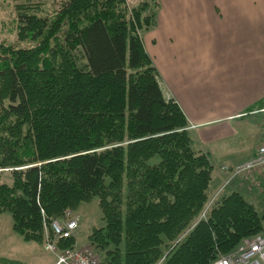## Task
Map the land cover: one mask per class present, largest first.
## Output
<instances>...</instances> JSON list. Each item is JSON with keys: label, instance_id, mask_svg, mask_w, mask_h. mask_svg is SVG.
<instances>
[{"label": "trees", "instance_id": "16d2710c", "mask_svg": "<svg viewBox=\"0 0 264 264\" xmlns=\"http://www.w3.org/2000/svg\"><path fill=\"white\" fill-rule=\"evenodd\" d=\"M148 2L132 14L123 0L17 12V42L0 43V212L43 242L45 220L99 194L105 224L87 241L103 264H212L264 230V215L230 191L200 216L215 164L163 96L137 32Z\"/></svg>", "mask_w": 264, "mask_h": 264}, {"label": "crops", "instance_id": "0c3cea01", "mask_svg": "<svg viewBox=\"0 0 264 264\" xmlns=\"http://www.w3.org/2000/svg\"><path fill=\"white\" fill-rule=\"evenodd\" d=\"M161 1L144 48L160 74L162 93L178 103L190 124H221L226 133L237 132L238 140L223 145V155L212 154L226 178L219 166L250 159L262 140L264 0Z\"/></svg>", "mask_w": 264, "mask_h": 264}, {"label": "rangeland", "instance_id": "374dc122", "mask_svg": "<svg viewBox=\"0 0 264 264\" xmlns=\"http://www.w3.org/2000/svg\"><path fill=\"white\" fill-rule=\"evenodd\" d=\"M60 1L62 0H0V43L17 42L16 38L19 33V25L17 23L18 11L25 10L30 13V11L34 10L40 15H45L58 8ZM145 1L146 0H123L125 10H127L128 14H132L133 9L136 7L138 8V6L142 5V3H145ZM147 1H150L148 2L149 5L145 10L140 12L141 16L143 17L146 15H152L154 20L152 19V21L149 22L147 26L145 25V22H143L141 28L137 27V32L141 36L142 42L144 39L150 36L149 34L151 32V28L156 25V13L159 6H162L161 3L163 2L161 0ZM148 55L155 67L151 55L149 53ZM158 81L161 87L162 80L159 73ZM163 96L166 100L175 101L173 98H169L164 94ZM186 128L188 129L187 131L191 138L192 147L195 150L207 152L210 155L211 161L215 164L213 177L214 180H216L217 185L213 187L206 206L203 208L200 216L205 215V213L208 211L209 207L211 206L208 204L212 199V203H214L217 198H219L221 195H224L225 193H228L229 190L242 191V193H244V195L247 197L248 201L254 203L258 211L264 215V167L244 173L226 185H224L226 178H223V176L216 170L218 163H215L212 154L214 155V153H216L217 155H223L225 153L223 145L225 144L229 148V145L232 142L238 140L237 135H235L237 132L234 135L226 133V129L223 128L221 124H213L196 128L194 124H190L188 122ZM247 141H249V139H247L246 142ZM242 162L240 161L234 165L240 164ZM219 163L222 164L224 162L220 161ZM226 164L227 163L225 162L223 165ZM9 170L10 169H0V171H2L0 173V180L8 181L6 178ZM218 191L219 194L214 199L213 197ZM67 211H70L72 215L78 216L80 219L78 229L73 237V247L77 249H88L101 260V257L98 254L99 251L97 252V249L87 241V237L91 229L104 226L105 224L99 194H95L86 200L82 199L78 201L75 207L64 208L61 216ZM54 262V254L49 253L44 249L42 241L25 239L13 229V220L10 213L7 211L0 212V264H54Z\"/></svg>", "mask_w": 264, "mask_h": 264}, {"label": "built area", "instance_id": "2783aa9c", "mask_svg": "<svg viewBox=\"0 0 264 264\" xmlns=\"http://www.w3.org/2000/svg\"><path fill=\"white\" fill-rule=\"evenodd\" d=\"M264 167V126L262 140L254 155L247 161L237 165H222L220 170L226 172L225 183L229 184L234 178L250 171ZM223 185V186H224ZM219 191L213 197L214 199ZM213 199L209 202L212 204ZM79 217L64 212L60 218L47 219L43 222L44 249L54 254V264H103L94 253L88 249L67 247L60 249L58 241L74 235ZM212 264H264V230L252 237L245 238L233 251L218 256Z\"/></svg>", "mask_w": 264, "mask_h": 264}]
</instances>
